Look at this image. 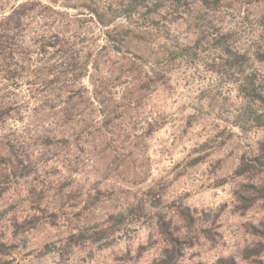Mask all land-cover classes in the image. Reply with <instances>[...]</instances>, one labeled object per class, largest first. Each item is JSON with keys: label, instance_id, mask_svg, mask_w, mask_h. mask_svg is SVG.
<instances>
[{"label": "rangeland", "instance_id": "1", "mask_svg": "<svg viewBox=\"0 0 264 264\" xmlns=\"http://www.w3.org/2000/svg\"><path fill=\"white\" fill-rule=\"evenodd\" d=\"M185 208L178 264L264 263V0H0V264H150Z\"/></svg>", "mask_w": 264, "mask_h": 264}, {"label": "trees", "instance_id": "2", "mask_svg": "<svg viewBox=\"0 0 264 264\" xmlns=\"http://www.w3.org/2000/svg\"><path fill=\"white\" fill-rule=\"evenodd\" d=\"M22 5L17 6V8H21ZM16 9L12 11L11 16ZM96 13V12H94ZM97 15V14H96ZM11 17H8V19ZM103 23V22H100ZM179 216L180 221L186 224L185 235L183 236L182 232H180V227L175 226L171 219L163 222H160L158 225L159 234L163 237V248L161 249L160 255L158 258L154 259L150 264H178V261L181 257L182 242L185 240V236L189 234L190 228L189 226L194 223V217L190 214L189 209L185 208V213ZM258 254L256 252L248 251L245 249L242 252V258L248 260L251 257H257ZM252 264H264L261 260L254 258L251 262ZM195 264H205V263H195ZM212 264H236L234 258L232 257H221L218 258Z\"/></svg>", "mask_w": 264, "mask_h": 264}]
</instances>
